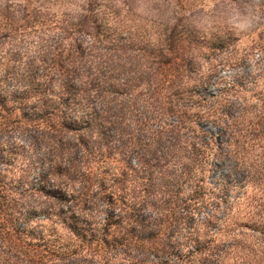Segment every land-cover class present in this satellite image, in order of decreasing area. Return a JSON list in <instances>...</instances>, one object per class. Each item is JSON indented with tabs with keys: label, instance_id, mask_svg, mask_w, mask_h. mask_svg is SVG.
I'll use <instances>...</instances> for the list:
<instances>
[{
	"label": "rangeland",
	"instance_id": "obj_1",
	"mask_svg": "<svg viewBox=\"0 0 264 264\" xmlns=\"http://www.w3.org/2000/svg\"><path fill=\"white\" fill-rule=\"evenodd\" d=\"M85 1L0 0V60L5 61L13 55L24 60L46 47H57L61 43L68 48L74 41L82 40L81 50L86 58L84 68L81 67L84 73L74 74L70 79L77 84L98 76L95 82H99V88H105L101 79L112 76L116 86L111 87L112 95L107 96L117 97L114 104L119 106L121 102L124 106L120 117L124 130L118 132L112 125L107 128L108 140H102L101 151L93 156L94 160L88 158V170L108 180L127 169L125 161L134 166L142 153L150 157L147 149L157 146L162 153L172 145V166L166 168L172 179L178 180L185 163L190 165L187 175L172 187L173 200L166 204L167 211H161L173 216L169 245L175 250H188L185 239L187 231L192 230L194 237L199 236L203 241L224 244L223 264H261L264 255L259 254L260 260H257L244 258L243 253L249 249V243H255V247L258 244L255 238L260 234L251 225H256L253 224L256 221L257 224L258 221L264 223V0H181L185 2L182 7L176 4L177 0H166L164 5L157 0H140L135 9L121 13L123 20L117 29L110 28L109 39L93 44L73 25L86 13ZM228 3L253 11L256 20L249 30L233 33L222 27L221 14ZM10 15L16 18L13 31L7 27ZM189 16L194 22L199 21V41L185 42L183 47L177 44L180 49L166 55L163 58L165 64H159V33L177 23L178 29L185 34L188 29L185 21ZM96 47L108 51L107 59L101 58L105 60L103 66H97L92 59L96 56ZM117 65L123 67L116 75L114 67ZM124 82L126 85L119 86ZM220 97L226 102H218ZM88 105L85 112L97 111L103 106V99H92ZM208 107L222 110L225 119L229 120L227 133L220 130L221 122L207 116ZM81 113L82 109L77 115ZM240 113L243 115L236 118ZM28 115L18 112L6 120L9 124L14 121L5 124L8 141L20 140L21 144L35 141L36 132L22 131V122ZM109 119L113 120L114 115L111 114ZM230 130L233 131L231 135L228 134ZM228 136L234 141L239 139L243 147L235 157L232 154L231 160L219 154L220 147L221 150L227 147ZM128 138L140 140L134 147L128 145L123 154L120 148L126 145ZM148 143L151 144L147 148ZM2 153L1 175L5 182L14 185L21 172V152L15 156L7 154L6 150ZM75 156L79 158L80 152L77 151ZM237 160L252 177L243 187L233 189V184H225L223 178ZM33 171L36 173L37 170L34 168ZM33 177L34 172H31V181H34ZM227 188L234 196L228 203L221 200V194ZM99 202L103 205L101 200ZM10 207H13L12 203ZM14 208L19 206L14 205ZM106 213L103 210L96 214V220L103 219ZM155 213L158 212L142 208L136 216L145 218L151 215L154 218ZM221 216L225 222L219 221ZM40 217L36 213L29 221L19 219L15 225L21 230L27 224L28 231L34 227L33 233L44 231L37 222ZM48 228L52 245L61 246V252L73 249L75 245L66 240L70 230L64 223L58 222L57 226ZM85 250L78 256L63 254L61 261L47 264L103 263L91 259ZM135 250L141 258L143 250L127 249L130 253ZM114 261L109 264H126L121 260Z\"/></svg>",
	"mask_w": 264,
	"mask_h": 264
},
{
	"label": "trees",
	"instance_id": "obj_2",
	"mask_svg": "<svg viewBox=\"0 0 264 264\" xmlns=\"http://www.w3.org/2000/svg\"><path fill=\"white\" fill-rule=\"evenodd\" d=\"M138 1L140 0H86V13L73 25L82 37L87 35L92 44L103 42L111 37V27L117 29L120 26L123 20L121 13H129L135 9ZM157 1L162 5L166 2ZM185 2L177 0L176 4L182 7ZM24 18L23 16L22 20ZM15 19L14 15L7 18V27L11 31L14 29ZM185 22L188 27L185 34L178 29L177 23L165 28L162 34L159 33V64H165L163 58L180 49L177 44L183 47L185 42L199 41V21L194 22L189 16ZM81 44L82 40L74 41L65 48L60 43L57 47L39 50L24 60L14 55L5 58V61L0 60V137L3 136L0 138V156L4 150L14 156L21 152V172L14 185L5 182L1 175L3 168H0V264L59 262L63 259V254L78 256L83 253V249H86L91 259L96 258L102 264H109L111 260H121L126 264H223L224 244L203 241L199 236L194 237L192 230L187 231L185 239L188 250H175L168 243L173 216L161 211H167L166 204L173 200L170 193L172 187L187 175L190 165L185 163L178 180L172 179L170 171L166 170L172 166V145H168L162 153L157 146L152 150L147 149L150 157L142 153L134 166L125 161L127 169L108 180L97 177L91 169L88 170V158L92 160L101 151L102 140H108L107 128L112 125L118 132L124 130L120 121L124 106L121 100L119 106L114 104L113 100H117V97L107 96L113 92L110 91L111 87L116 86L114 77L101 79L105 88H99V82H95L99 78L97 75L89 82L85 79L77 84L70 79L74 74L84 73L81 67L84 68L86 58ZM107 52L96 47V56L92 59L97 66L105 64V60L102 61L101 58L107 59ZM122 67L123 65L114 67L116 75ZM122 85H126V82L119 84ZM98 97L103 99V106L97 111L93 109L91 113L85 112L89 101ZM223 100L220 97L218 102H226ZM212 108L214 107H208L210 112L205 111L207 116H213L221 122L220 130L227 133L229 120L225 119L222 110ZM81 109V115H77ZM18 112L29 114L21 127L25 133L36 132L35 141L21 144L20 140L10 142L6 139L8 131L5 124H9L6 120L16 116ZM111 114L114 115L113 120L109 119ZM241 114L243 115H236V118L241 117ZM158 116H161L160 113ZM17 122L21 123L18 119ZM228 132L229 135L233 133L232 130ZM137 138H128L126 145L120 148L121 152L124 154L130 144L136 146L140 140ZM230 138L228 136L226 139L227 147L224 150L219 148V154L231 160L232 154L235 157L242 150V142L237 139V143V140ZM150 144L146 145L147 148ZM77 151L80 152L79 158L75 156ZM243 168V163L237 160L230 171L224 174V183H232L233 189L243 187L248 178L252 177ZM31 172H34V181L30 180ZM232 194L228 188L223 190L222 202L231 201L234 198ZM177 198L178 195L175 197L176 201ZM100 200L103 205H100ZM14 205L19 208H14ZM8 206L10 210H7ZM142 208L158 213H155L154 218L151 215L138 218L136 212ZM103 210L108 213L97 221L96 214ZM36 213L41 215L37 222L41 223L44 231L33 233L34 227L28 231L27 224L21 230L16 227L15 221H29L30 216ZM218 219L225 222L223 216ZM58 222L69 228L66 240L75 245L73 249L61 252V246L50 243L51 233H47V229L57 226ZM203 222L209 223L207 220ZM256 222L253 223L256 225L251 226L258 231L260 237L255 238L257 247L253 242L248 244L249 249L243 253V257L247 259L258 260L259 254L264 255V223ZM53 229L52 227L51 230ZM32 239L35 240L34 243H30ZM119 247L121 249L118 251ZM127 249H141L143 255L140 258L136 250L130 253ZM261 264H264V259Z\"/></svg>",
	"mask_w": 264,
	"mask_h": 264
},
{
	"label": "clouds",
	"instance_id": "obj_3",
	"mask_svg": "<svg viewBox=\"0 0 264 264\" xmlns=\"http://www.w3.org/2000/svg\"><path fill=\"white\" fill-rule=\"evenodd\" d=\"M221 15L222 27L233 33L249 30L256 20V16L251 9L240 7L234 3L226 4Z\"/></svg>",
	"mask_w": 264,
	"mask_h": 264
}]
</instances>
